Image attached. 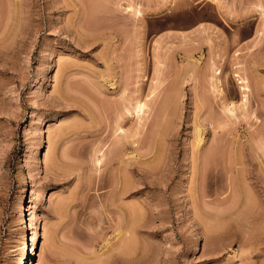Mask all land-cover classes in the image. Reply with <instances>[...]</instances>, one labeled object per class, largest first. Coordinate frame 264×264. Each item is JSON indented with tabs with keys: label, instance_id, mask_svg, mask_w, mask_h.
I'll return each instance as SVG.
<instances>
[{
	"label": "rangeland",
	"instance_id": "1",
	"mask_svg": "<svg viewBox=\"0 0 264 264\" xmlns=\"http://www.w3.org/2000/svg\"><path fill=\"white\" fill-rule=\"evenodd\" d=\"M22 252L264 264V0H0V264Z\"/></svg>",
	"mask_w": 264,
	"mask_h": 264
},
{
	"label": "bare ground",
	"instance_id": "2",
	"mask_svg": "<svg viewBox=\"0 0 264 264\" xmlns=\"http://www.w3.org/2000/svg\"><path fill=\"white\" fill-rule=\"evenodd\" d=\"M130 10H132L133 11V7H132V5L130 6V5H128L125 9H124V11H126L127 13L130 11ZM134 16H136L137 18L138 17H140L141 16V12L140 11H135V13L133 14ZM135 17V18H136ZM218 74H220V73H217V71L215 70V72H214V75H218ZM215 78V77H214ZM212 78L213 80H212V83L210 84L211 85V90H212V92L214 93V94H216L217 96H220L221 95V88L219 87V80L217 79V78ZM247 85V84H246ZM242 89H244V88H242ZM175 94V93H174ZM171 101V100H170ZM245 102V100H243L242 101V103H244ZM242 105V104H241ZM146 106H147V104L145 103V102H141V101H139V102H137L136 104H135V106H134V108H133V113H131L130 111H129V109L128 108H126V107H124V105L123 106H121V109L119 110V115H118V120H120V119H122L123 117L125 118V115H130V116H133V119H134V125L136 126V130H138V129H141V131L139 132V133H145L144 132V130L146 131V130H148L149 128H148V124H149V121H150V119H149V113H147V115H146V112H144L145 110V108H146ZM148 107V106H147ZM113 108V107H112ZM147 109V108H146ZM235 110H236V108L234 107V106H232V105H226V106H224L223 107V112H224V114H226L227 116H230V117H235ZM153 113H154V110H153ZM153 113H151V114H153ZM153 116V115H152ZM157 118H158V116H157ZM159 119V118H158ZM121 121H124V120H121ZM148 121V122H147ZM152 124V123H151ZM155 126H156V124L154 125V128H155ZM153 127V126H152ZM151 127V128H152ZM154 130H150L149 132L147 131L146 133H154L153 132ZM114 133H119V135L117 136V139L118 140H122L123 139V135L125 134V131H124V129L119 125L118 127H117V129L115 130V132ZM146 136V135H145ZM141 139H143V138H141ZM141 139H139V140H141ZM142 141V140H141ZM118 142V141H117ZM140 142V141H139ZM143 142V141H142ZM140 144V143H139ZM134 146V145H133ZM136 146V145H135ZM138 146H140V145H138ZM197 146H198V144H197ZM216 146V145H215ZM121 148V147H120ZM140 148V147H139ZM212 148H213V146H212ZM110 150H112V148L110 149ZM215 150V149H214ZM216 150H217V148H216ZM97 152V151H96ZM109 152V151H108ZM118 152H119V150H118ZM209 152V151H208ZM219 152V151H218ZM98 153V152H97ZM116 153V152H115ZM209 153H211V154H213V151H211V152H209ZM47 153H45V155H46ZM211 154H210V156H211ZM101 155V157H102V159L105 157V155L106 154H104V153H102V154H100ZM114 155V154H113ZM206 156H207V153L205 154ZM216 155V154H215ZM65 156V155H64ZM206 156L204 157V159L206 158ZM112 157V156H111ZM110 157V158H111ZM212 157V156H211ZM210 157V158H211ZM208 158V157H207ZM204 159H203V161H204ZM207 160V159H206ZM102 160H99V159H96V162H95V164L96 165H100V163H102L101 162ZM205 162H207V161H205ZM211 162H212V160H211ZM209 163V164H212V163ZM109 163V162H108ZM206 165V164H205ZM207 165H208V163H207ZM210 166V165H209ZM205 168H207V167H205ZM18 214L20 215L21 214V205L18 207ZM18 215V216H19ZM20 218V217H19ZM22 218V217H21ZM35 236V235H34ZM131 236V235H130ZM127 238V237H126ZM131 239V238H130ZM132 240V239H131ZM121 242H123L122 240H121ZM120 244V243H119ZM113 245V244H112ZM117 245V244H116ZM117 247H118V245H117ZM126 247V246H125ZM124 246L122 247V248H125ZM108 248V247H107ZM122 248H120L121 250H122ZM117 250V249H116ZM125 250V249H124ZM133 250V249H132ZM111 251V250H110ZM29 252V251H28ZM108 252V251H107ZM134 252V251H133ZM23 253V252H22ZM132 254V253H131ZM130 254V255H131ZM26 256V253H23L22 254V259H21V263L22 264H27V260H28V257L26 258L25 257ZM125 257H126V255H124ZM26 258V259H25ZM108 258V257H107ZM120 258H122V257H120ZM128 258V257H127ZM112 259V258H111ZM118 259V258H117ZM125 259V258H124ZM26 260V261H25ZM31 260V259H30ZM103 262V261H102Z\"/></svg>",
	"mask_w": 264,
	"mask_h": 264
}]
</instances>
